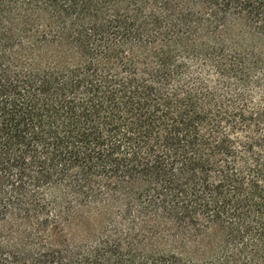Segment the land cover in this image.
Listing matches in <instances>:
<instances>
[{"label":"trees","instance_id":"obj_1","mask_svg":"<svg viewBox=\"0 0 264 264\" xmlns=\"http://www.w3.org/2000/svg\"><path fill=\"white\" fill-rule=\"evenodd\" d=\"M0 264H264V0H0Z\"/></svg>","mask_w":264,"mask_h":264}]
</instances>
